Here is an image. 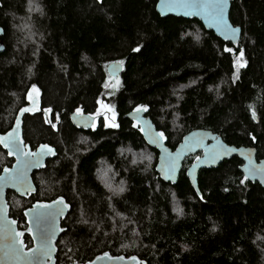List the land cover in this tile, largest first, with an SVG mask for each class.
<instances>
[{
	"label": "trees",
	"instance_id": "1",
	"mask_svg": "<svg viewBox=\"0 0 264 264\" xmlns=\"http://www.w3.org/2000/svg\"><path fill=\"white\" fill-rule=\"evenodd\" d=\"M157 1L0 0V133L35 87L42 112L24 118V139L33 149L48 143L57 150L33 174L35 195L8 193L10 215L24 229L33 203L67 200L57 264L105 252L147 264H264V189L245 180L243 162L234 157L201 170L199 196L186 170L200 155L186 159L177 184L163 182L157 150L125 117L144 109L172 150L205 129L264 159V0L232 2L238 48L195 19L160 17ZM31 3L36 13L28 12ZM112 62L123 65L115 79L106 70ZM102 105L108 115L96 127L71 124V113L97 114ZM12 163L0 147V172ZM101 167L124 190L105 186ZM25 242L32 243L28 235Z\"/></svg>",
	"mask_w": 264,
	"mask_h": 264
},
{
	"label": "water",
	"instance_id": "2",
	"mask_svg": "<svg viewBox=\"0 0 264 264\" xmlns=\"http://www.w3.org/2000/svg\"><path fill=\"white\" fill-rule=\"evenodd\" d=\"M227 0L224 6V21L228 28L216 24L211 16L200 12L199 9L185 7V3L191 0H158L156 12L162 18L176 17L201 22L207 31H212L225 43H230L238 48L242 37V29L234 26L230 20L232 2ZM199 3L211 0H197ZM236 29L238 31L233 32ZM3 32L0 29V35ZM3 51L0 45V52ZM108 75L115 79L123 73V65L120 62H112L107 68ZM31 94V99H29ZM27 105L23 106L16 115L10 130L0 133V147L13 160L11 166H6L0 172V264H57V242L65 231L62 222L66 219L71 206L64 197H58L51 201H38L24 211L26 223L25 229H19L18 222L10 215L8 193L12 192L19 197L28 199L36 194L37 188L33 174L46 168L49 160L57 157V150L48 143H42L35 149L24 139V118L34 116L42 110L41 99L35 91L30 90L26 96ZM28 109L27 111H23ZM130 121L136 122L142 131L145 142L158 152L156 172L161 180L172 185L177 184L186 159L192 155H200L197 160L186 170V176L191 187L197 195L199 190V174L201 170L216 169L224 161L234 157L240 159L243 164L240 171L251 183H258L264 189V159L258 160L257 149L249 146H235L226 143L221 137L205 129L191 131L184 136L181 143L172 150L169 148L157 131L151 118L146 116L144 109L134 110L125 115ZM96 118L89 113L73 112L70 115L71 124L80 130H88L95 125ZM19 124V127H17ZM46 146V147H45ZM49 149L51 151H49ZM38 161V162H37ZM30 164V166H26ZM250 169L252 171H250ZM253 172L255 174H253ZM63 201V203H61ZM46 206V207H44ZM39 218V223H38ZM42 228H47L50 239V253L45 255L41 251ZM32 240L28 247L25 236ZM82 264H147L138 256L111 255L108 252L94 257L91 261Z\"/></svg>",
	"mask_w": 264,
	"mask_h": 264
},
{
	"label": "snow or ice",
	"instance_id": "3",
	"mask_svg": "<svg viewBox=\"0 0 264 264\" xmlns=\"http://www.w3.org/2000/svg\"><path fill=\"white\" fill-rule=\"evenodd\" d=\"M227 0H211L210 3L204 2V3H199L197 0H191L189 3H185V7H191L194 9H199L198 12H195L193 14H200V12H203L206 15L211 16V18L216 22L217 25L224 27L225 29L228 28L227 23L224 21V6L226 4ZM233 32H236L238 30L233 29ZM134 51H140L139 48L134 49ZM226 51H231V49H226ZM240 57H243V52L240 53ZM239 63V61H238ZM246 63V62H245ZM240 66H245L244 64H240ZM33 91H38L37 89L33 88ZM29 99H31V94H29ZM28 109H24L23 111H27ZM139 110V109H138ZM17 127H19V124H17ZM161 135H163L161 133ZM9 138H4V140H8ZM4 140H0V142H4ZM46 147V146H45ZM49 151H51L49 149ZM38 162V161H37ZM30 166V164L26 165ZM250 171H252L250 169ZM253 174H255L253 172ZM4 177H0V180H3ZM247 177H245V180ZM63 203V201H61ZM46 207V206H44ZM39 218H38V223H39ZM42 234H41V251L45 254L48 255L51 251L49 245H50V235L48 233L47 228H42Z\"/></svg>",
	"mask_w": 264,
	"mask_h": 264
},
{
	"label": "rangeland",
	"instance_id": "4",
	"mask_svg": "<svg viewBox=\"0 0 264 264\" xmlns=\"http://www.w3.org/2000/svg\"><path fill=\"white\" fill-rule=\"evenodd\" d=\"M32 7V8H31ZM36 7L35 6H33V4L31 3V6H29V9H28V12L29 13H36ZM23 29H24V31H23V33H25L26 32V27H23ZM33 88H35V87H33ZM32 88V89H33ZM35 89H37V88H35ZM38 90V89H37ZM37 93H38V95H39V97L41 96V92L38 90V91H36ZM36 96H37V94H36ZM40 99H41V97H40ZM107 109L108 108H106L104 105H102L101 106V109L98 111V113L97 114H95V116H99V117H107V115H108V112H107ZM51 110L50 109H46L45 110V115L46 116H50L51 115ZM78 113V112H77ZM80 113V112H79ZM134 157H136V155L134 154L133 155ZM137 160H139V165H142V164H140V162L141 163H144L143 165H147V164H145L146 163V159H145V157H144V155H142V157L140 158L139 157V155L137 156ZM142 159V160H141ZM146 167V166H145ZM99 174V175H98ZM97 178L98 179H100L102 182H103V184L106 186L107 184L109 185V186H112V187H114V188H116V192L115 193H119V192H121L122 190H124L123 188V185H121L119 188H117L119 185L117 184V185H115L114 184V178H113V176H112V170L110 169V168H106V167H101L98 171H97ZM117 182V181H116ZM111 193V192H110ZM111 194H113V193H111ZM26 228V227H25ZM24 228V229H25ZM22 230V229H21ZM25 239V238H24ZM26 245H28V243H26ZM31 245H32V243H31ZM31 245H28L29 247L31 246Z\"/></svg>",
	"mask_w": 264,
	"mask_h": 264
},
{
	"label": "flooded vegetation",
	"instance_id": "5",
	"mask_svg": "<svg viewBox=\"0 0 264 264\" xmlns=\"http://www.w3.org/2000/svg\"><path fill=\"white\" fill-rule=\"evenodd\" d=\"M31 90H33V89H31ZM35 93L37 94V96H39L38 95V93L35 91ZM26 105H27V102H26ZM41 112H42V110H41ZM44 114H45V112H44ZM91 115H93L95 118H96V120H95V125L93 126V128L94 127H96L97 126V124H98V122H99V118H101V117H99V116H95V114H91ZM38 202V201H37ZM34 204V203H33ZM29 247V246H28Z\"/></svg>",
	"mask_w": 264,
	"mask_h": 264
}]
</instances>
